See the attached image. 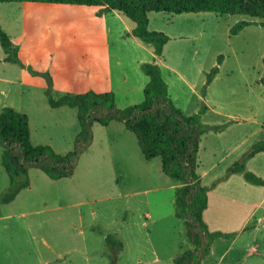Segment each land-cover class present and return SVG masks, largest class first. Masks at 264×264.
Returning a JSON list of instances; mask_svg holds the SVG:
<instances>
[{"label":"rangeland","instance_id":"374dc122","mask_svg":"<svg viewBox=\"0 0 264 264\" xmlns=\"http://www.w3.org/2000/svg\"><path fill=\"white\" fill-rule=\"evenodd\" d=\"M148 19L150 31L174 37L164 59L179 63L176 67L191 83L190 92L163 68L170 96L181 109L176 107L190 116L204 103L203 125L227 124L222 134L208 132L200 139L196 171L202 185H210L252 144L264 140V85L259 84L264 29L250 25L231 35L239 22L257 24L242 15L150 13ZM121 22L114 12L99 15L97 7L0 3V27L18 46L24 66L4 62L0 47V110L9 107L27 115L32 145L65 154L72 149L78 125L76 110L49 108L45 79L31 76L27 67L49 74L54 99L91 90L113 91L119 109L143 100V75L135 60L144 57L125 38ZM214 67L217 75L206 86ZM121 77L132 84V91L120 88ZM117 125L93 126V149L82 155L71 178L53 182L29 171L31 189L0 206V264H110L113 253L104 245L108 234L123 244L115 264H173L190 248L183 223L174 216L178 185L163 175L160 158L147 163L137 147L126 149L121 140L107 153L101 146L103 130L110 133ZM244 168L264 180V153ZM9 187L0 163V194ZM263 207L264 187L246 183L241 174L210 190L205 223L210 231L236 237L215 240L202 264H264Z\"/></svg>","mask_w":264,"mask_h":264},{"label":"trees","instance_id":"16d2710c","mask_svg":"<svg viewBox=\"0 0 264 264\" xmlns=\"http://www.w3.org/2000/svg\"><path fill=\"white\" fill-rule=\"evenodd\" d=\"M0 3H41L53 5H77L99 8V15L115 12L132 23L129 36L145 46L154 55V60L139 66L141 73L148 78L143 88L142 102L119 109L115 105L112 92L96 93L86 91L81 94H64L58 99L51 95L52 81L47 73H40L27 67L31 76L43 77L47 83L45 97L49 108L66 107L76 110L78 132L74 136L72 149L65 153H56L47 145H32L30 140L29 120L26 114L9 107L0 110V163L9 179L10 187L0 194V206L6 205L30 185L28 173L35 169L51 181L72 177L81 156L87 151L93 140L92 127H102L110 123H122L137 142L144 161L155 158L161 160L163 175L177 183L174 192V216L181 220L185 239L191 246L180 256L173 259V264H202L209 256L212 244L217 239H232L234 234L209 231L203 219L208 206V192L231 175L241 174L250 185L264 187V180L253 173L246 172L245 163L257 154L264 153V140L250 147L240 161L228 168L226 174L215 181L211 187L201 184L196 171L197 153L201 137L212 132L221 134L226 125L205 126L201 123L202 115L207 110L204 103L199 111L191 116L185 115L172 102L167 84L155 59L163 54L164 46L170 38L162 32L148 29L150 13H167L173 15L216 13L220 15H242L257 21L239 22L230 30L236 35L250 25L264 29V0H0ZM0 47L5 54L4 62L20 65L18 46L13 44L0 27ZM222 57H218L220 64ZM263 72L259 84L264 85ZM214 67L206 76L208 86L217 75ZM204 96V91H202ZM253 230L254 227H251ZM102 235V232H97ZM104 245L112 251L109 263L115 264L123 244L113 235L104 236Z\"/></svg>","mask_w":264,"mask_h":264},{"label":"crops","instance_id":"0c3cea01","mask_svg":"<svg viewBox=\"0 0 264 264\" xmlns=\"http://www.w3.org/2000/svg\"><path fill=\"white\" fill-rule=\"evenodd\" d=\"M110 13H112V12H110ZM115 13V12H114ZM105 14H107V13H105ZM118 17H121V16H119L118 15ZM121 19H122V24H123V28H124V32H125V38L126 39H128V40H131L132 41V43H131V45L135 48V50H136V52H137V55L138 56H143L144 58L143 59H137V60H135V64H136V66L139 68V66H140V64H142V63H149V62H152L153 60H154V55L150 52H148V50L145 48V46H143L142 44H140L136 39H134L132 36H129V35H127V34H129L130 33V31L132 30V27H133V25L132 24H129V23H127V22H125V20H123V18L121 17ZM149 19H148V28H149ZM169 38H170V40H169V42L164 46V48H163V54H162V56L161 57H159V58H156L155 59V63H156V65L159 67V69H160V71H161V75H162V78L164 79V81H165V83L167 84V89H168V94H169V96H170V88H169V85H168V83L166 82V80H165V78H164V75H163V68L165 69H169V71H170V73H172L173 75H174V81L177 83V84H179L180 86H182L183 84H185V85H187V87L189 88V90H190V92H191V83L188 81V79H187V76L182 72V71H180L176 66H177V64H179V63H173L172 65H170V64H168L167 62H166V60L164 59V52L167 50V47H168V45L170 44V42L172 41V39H174V37H171V36H168ZM146 56L147 57H149V59H146ZM178 57H180V55L178 56ZM140 70V69H139ZM141 72V71H140ZM142 74V73H141ZM143 75V74H142ZM144 77V78H143ZM216 77V76H215ZM215 79V78H214ZM214 79L212 80V82L214 81ZM140 81H141V85H140V88H141V90H142V94H143V88H144V86L146 85V83L148 82V78L146 77V76H142L141 78H140ZM211 82V83H212ZM128 84H131V83H129V81L127 80V78L126 77H121L120 78V84H119V86H120V88H122V89H124L126 92L127 91H132L133 90V88L132 87H130V86H128ZM132 85V84H131ZM108 92V91H107ZM109 92H112L113 94H114V92L113 91H109ZM96 93H98V92H96ZM114 96H115V94H114ZM170 98H171V100H172V102H173V104L175 105V106H177L179 109H181V105L179 104V103H176L174 100L175 99H173L171 96H170ZM134 102H136V101H134ZM142 102V101H141ZM51 109V108H50ZM181 111V110H180ZM187 116H189V115H187ZM191 116V115H190ZM29 120V119H28ZM238 121V120H237ZM113 123H115V122H112V123H110L108 126H106V127H103V128H105V129H108L109 127H110V125L111 124H113ZM241 122H239L238 121V123L237 124H240ZM118 124H121V125H117V126H115L114 128H111L110 130H109V132L110 133H106L105 131L106 130H103L104 132H102V136H103V139L100 141V143L102 142V145L101 146H103V149H105L106 150V153H107V151H109L110 149H112V144H114V143H117L118 141H122L123 143H125L126 145H125V148L126 149H128V147H131V148H133L134 149V147H137L138 148V145H137V142H136V139H135V137H134V140H131V138H129L128 136H125L126 134H125V132L124 131H126L125 130V128H124V126H123V124L122 123H118ZM94 125H97V124H94ZM93 125V126H94ZM102 127V126H101ZM78 132V131H77ZM92 132H93V127H92ZM127 132V131H126ZM129 133V132H128ZM77 134V133H76ZM75 134V135H76ZM222 134V133H221ZM94 144H95V137H94V134H93V140H92V143H91V145L89 146V148L87 149V151L84 153L85 154V156L86 155H88L89 153H90V151L93 149V146H94ZM139 149V148H138ZM54 150V149H53ZM140 151V150H139ZM126 153H128V155H129V151H126L125 152V154ZM82 157V156H81ZM253 159V158H252ZM152 161V160H151ZM151 161H145V162H147V163H149V162H151ZM31 170H35V169H31ZM29 174V173H28ZM29 176V175H28ZM45 176V175H44ZM200 177V180L202 179L201 177H202V175L201 176H199ZM233 177V175H231L227 180H225V181H228V180H230L231 178ZM47 178V177H46ZM64 180V179H63ZM51 181V180H50ZM60 181V180H59ZM53 182H56V181H53ZM29 183H30V181H29ZM202 184V183H201ZM213 183H211L210 185H207V186H205V187H211V185H212ZM219 184V183H218ZM217 184V185H218ZM31 186H32V184L30 183V185H29V187L27 188V189H24V190H30L31 189ZM216 188V187H215ZM213 190V189H212ZM210 192V191H209ZM209 192H208V196H209ZM263 209H264V207H263ZM208 210V206H207V209L204 211V213H206V211ZM203 213V214H204ZM205 222V221H204ZM207 225V224H206ZM208 227V226H207ZM255 228V227H254ZM209 229V228H208ZM253 230H255V229H253ZM210 231V230H209ZM212 232H214V231H212ZM190 248H191V246H190ZM189 248V249H190ZM252 249V251L254 250V248H251ZM225 252H227V251H225ZM105 257V256H104Z\"/></svg>","mask_w":264,"mask_h":264}]
</instances>
